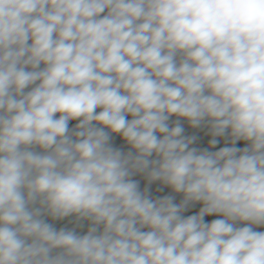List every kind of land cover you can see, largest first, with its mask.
<instances>
[{"label": "clouds", "instance_id": "obj_1", "mask_svg": "<svg viewBox=\"0 0 264 264\" xmlns=\"http://www.w3.org/2000/svg\"><path fill=\"white\" fill-rule=\"evenodd\" d=\"M261 228L264 0H0V264H264Z\"/></svg>", "mask_w": 264, "mask_h": 264}, {"label": "crops", "instance_id": "obj_2", "mask_svg": "<svg viewBox=\"0 0 264 264\" xmlns=\"http://www.w3.org/2000/svg\"><path fill=\"white\" fill-rule=\"evenodd\" d=\"M72 123H75V122H72ZM208 139H210V137H204V140H203V145H204V146H207V140H208ZM220 146H223V140H221V144H220L218 147H220ZM238 146L243 147L244 145H243V143H240ZM153 188H155V185L153 186ZM165 191L167 192V189H166ZM154 194H157V193H154ZM192 212H195V210H194V209H191V210L189 211V213H186V214H192ZM215 218H218V217L211 216V219H215ZM62 223H64V222H58V223H57V226H58V227L61 226ZM257 230L264 231V228L257 229Z\"/></svg>", "mask_w": 264, "mask_h": 264}, {"label": "built area", "instance_id": "obj_3", "mask_svg": "<svg viewBox=\"0 0 264 264\" xmlns=\"http://www.w3.org/2000/svg\"><path fill=\"white\" fill-rule=\"evenodd\" d=\"M178 199H179V197H178ZM199 207H200V205H196V207L194 208V210L195 211H198ZM205 219L206 220H209V221L212 220L211 217H206Z\"/></svg>", "mask_w": 264, "mask_h": 264}]
</instances>
